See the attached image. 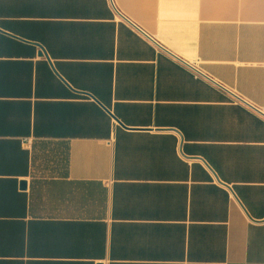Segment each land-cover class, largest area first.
I'll use <instances>...</instances> for the list:
<instances>
[{"label":"crops","instance_id":"obj_1","mask_svg":"<svg viewBox=\"0 0 264 264\" xmlns=\"http://www.w3.org/2000/svg\"><path fill=\"white\" fill-rule=\"evenodd\" d=\"M112 2L202 78L108 0H0V264H264V122L227 99L264 106V0Z\"/></svg>","mask_w":264,"mask_h":264},{"label":"built area","instance_id":"obj_2","mask_svg":"<svg viewBox=\"0 0 264 264\" xmlns=\"http://www.w3.org/2000/svg\"><path fill=\"white\" fill-rule=\"evenodd\" d=\"M109 4L111 6V9L113 11V21L115 23H121L129 27L131 30H133L138 36L145 39L159 54L166 55L169 59L174 61L175 63L180 64L181 66L187 68L193 75L195 79H201L202 75L196 70L194 67L188 66L185 61H183L178 56L171 53L168 49H166L161 43H159L157 40H155L153 37L147 35L141 28H139L137 25H135L132 21H130L127 17H125L123 14H121L113 5L112 0H108ZM204 78V77H203ZM209 80L208 78H206ZM228 102L231 105L240 106L253 115L259 117L264 122V106H257L254 105L248 101H246L244 98H242L239 95H236L234 93H228L227 95Z\"/></svg>","mask_w":264,"mask_h":264},{"label":"water","instance_id":"obj_3","mask_svg":"<svg viewBox=\"0 0 264 264\" xmlns=\"http://www.w3.org/2000/svg\"><path fill=\"white\" fill-rule=\"evenodd\" d=\"M40 49H41V53H40V54H41V55L44 54L42 48H40ZM21 186H22V188H25V183H21Z\"/></svg>","mask_w":264,"mask_h":264}]
</instances>
